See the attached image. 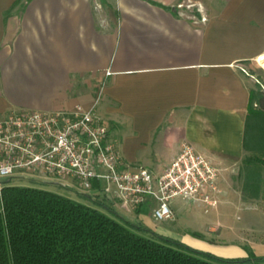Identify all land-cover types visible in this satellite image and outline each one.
Here are the masks:
<instances>
[{
    "label": "crops",
    "instance_id": "obj_1",
    "mask_svg": "<svg viewBox=\"0 0 264 264\" xmlns=\"http://www.w3.org/2000/svg\"><path fill=\"white\" fill-rule=\"evenodd\" d=\"M186 1L0 0V115L93 107L123 160L154 174L186 139L220 169L217 208L233 198L247 207L249 198L220 180L246 154L244 122L255 85L241 67L264 63V0H192L208 16L199 24L178 13L176 4ZM30 177L25 185L44 188ZM14 178L25 179L14 174L5 181L23 185ZM55 180L67 190L77 186L72 178ZM152 207L148 200L119 215L179 239L151 221ZM228 237L217 229L223 247L214 254L242 257L248 247L264 256V240Z\"/></svg>",
    "mask_w": 264,
    "mask_h": 264
},
{
    "label": "built area",
    "instance_id": "obj_2",
    "mask_svg": "<svg viewBox=\"0 0 264 264\" xmlns=\"http://www.w3.org/2000/svg\"><path fill=\"white\" fill-rule=\"evenodd\" d=\"M175 7L196 24L208 21L199 1L188 0ZM219 172L186 139L160 174L127 164L116 141L108 137L107 123L93 107L77 105L64 111L14 108L0 115V190L14 174L72 178L79 188L93 192V201L134 212L150 200L151 217L168 221L174 218L176 199L200 203L205 212L215 209L221 194Z\"/></svg>",
    "mask_w": 264,
    "mask_h": 264
},
{
    "label": "trees",
    "instance_id": "obj_3",
    "mask_svg": "<svg viewBox=\"0 0 264 264\" xmlns=\"http://www.w3.org/2000/svg\"><path fill=\"white\" fill-rule=\"evenodd\" d=\"M242 146L249 154L242 198L264 196V91H251ZM32 185L4 182L0 190V264H264L245 247L224 257L191 247L117 214ZM192 236L203 237L197 231Z\"/></svg>",
    "mask_w": 264,
    "mask_h": 264
},
{
    "label": "rangeland",
    "instance_id": "obj_4",
    "mask_svg": "<svg viewBox=\"0 0 264 264\" xmlns=\"http://www.w3.org/2000/svg\"><path fill=\"white\" fill-rule=\"evenodd\" d=\"M262 65H264V63H262ZM262 65L261 61L248 62L242 65V68L245 70L243 73L251 78L255 85L253 91H264V66ZM247 154H249V152H246L245 155ZM243 164L242 159V161L237 165L235 171H227L229 176L225 175V178L223 176L221 178L220 176L221 184L224 185L226 182L231 183L235 189H239L241 191L246 169ZM19 175L24 176L25 179L14 178L15 181L19 183L21 182L23 185L30 183V176L24 174ZM40 180H43L44 182L37 184L43 186L44 188L58 193L68 194L79 200L88 199L93 206L101 208L94 204L91 200L90 196L91 193H93L92 191H84L78 186H75L73 190H67L58 184L60 183L59 180ZM261 187L264 188V183H262ZM262 192H264V190H262ZM84 195H87L88 197ZM247 202L248 203L246 204L248 205V208L244 205L241 206L236 198H233L229 199L225 204H219L218 208L216 207L215 209L205 212L204 206L200 203L176 199L172 205L173 207H178L180 209L174 212V218L172 221H155L153 218H151L153 219L151 221L159 226L161 232H164L163 230H170L173 232L172 236H176L185 244L197 249L210 250L212 253H215L220 251L223 247L219 246L217 243V229L220 232L224 231V233H227L231 239L236 237L233 236V233L237 232V237L235 239H240L239 242L244 241L243 238L264 240V196L255 198L249 197ZM109 205L116 213L118 212L117 214L124 217L129 216V212L123 210L118 204L109 203ZM205 229L207 230L206 232ZM192 230L198 232L204 231L205 234H202L203 237L188 235L190 234L189 231Z\"/></svg>",
    "mask_w": 264,
    "mask_h": 264
}]
</instances>
